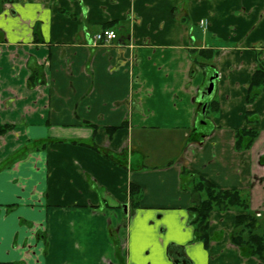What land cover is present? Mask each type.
Instances as JSON below:
<instances>
[{
    "label": "crops",
    "instance_id": "crops-1",
    "mask_svg": "<svg viewBox=\"0 0 264 264\" xmlns=\"http://www.w3.org/2000/svg\"><path fill=\"white\" fill-rule=\"evenodd\" d=\"M261 65L264 0H0V263L264 264L231 241L264 235ZM184 170L249 204L208 245Z\"/></svg>",
    "mask_w": 264,
    "mask_h": 264
},
{
    "label": "trees",
    "instance_id": "trees-1",
    "mask_svg": "<svg viewBox=\"0 0 264 264\" xmlns=\"http://www.w3.org/2000/svg\"><path fill=\"white\" fill-rule=\"evenodd\" d=\"M264 84V68L261 65L260 69L255 73L251 91L249 93V100H253L257 93L253 92L254 86ZM11 127L0 126V136L6 134ZM258 137L257 131L243 130L239 136L238 141L243 142L248 138L246 147H251ZM264 162V158L262 159ZM191 178L193 182V204L190 207L191 224L195 228L196 240L204 242L205 245L210 243L209 227L210 216L214 210L222 212L239 209L241 211H248L249 204L244 199L239 191L235 190H220L212 183L204 178H195L192 173L187 170L183 171V178ZM190 182V183H191ZM184 182V185H187ZM132 197L139 192L137 187L131 189ZM138 206L135 199L132 200V207ZM258 219L252 213L240 215L236 218L235 230L232 234L231 241L238 247L245 249L248 254L264 259V235L257 233ZM0 264H20V263H0Z\"/></svg>",
    "mask_w": 264,
    "mask_h": 264
},
{
    "label": "built area",
    "instance_id": "built-area-1",
    "mask_svg": "<svg viewBox=\"0 0 264 264\" xmlns=\"http://www.w3.org/2000/svg\"><path fill=\"white\" fill-rule=\"evenodd\" d=\"M207 21L201 22L202 27H207ZM92 45L94 47L99 46V45H109L113 41H115L118 38L117 33L114 30L111 29H105L102 30L101 32L95 34L92 37Z\"/></svg>",
    "mask_w": 264,
    "mask_h": 264
},
{
    "label": "water",
    "instance_id": "water-1",
    "mask_svg": "<svg viewBox=\"0 0 264 264\" xmlns=\"http://www.w3.org/2000/svg\"><path fill=\"white\" fill-rule=\"evenodd\" d=\"M218 77V75L216 74V75H214L211 79H210V83H209V85H208V87L204 90V92H203V96H205V95H207V96H209V95H211L212 93H213V91H214V86H215V84H214V81H215V79ZM206 108H207V104H205L204 106H203V113H205L206 112Z\"/></svg>",
    "mask_w": 264,
    "mask_h": 264
},
{
    "label": "rangeland",
    "instance_id": "rangeland-1",
    "mask_svg": "<svg viewBox=\"0 0 264 264\" xmlns=\"http://www.w3.org/2000/svg\"><path fill=\"white\" fill-rule=\"evenodd\" d=\"M203 22H205V20H204ZM207 24H208V21H207ZM261 221H263V223H264V218H263V219H261ZM263 230H264V229H263Z\"/></svg>",
    "mask_w": 264,
    "mask_h": 264
}]
</instances>
